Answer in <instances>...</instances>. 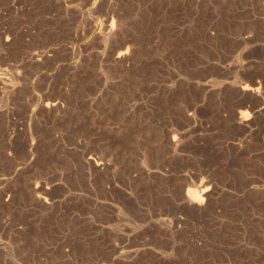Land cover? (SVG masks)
Returning <instances> with one entry per match:
<instances>
[{
    "label": "rangeland",
    "instance_id": "obj_1",
    "mask_svg": "<svg viewBox=\"0 0 264 264\" xmlns=\"http://www.w3.org/2000/svg\"><path fill=\"white\" fill-rule=\"evenodd\" d=\"M0 264H264V0H0Z\"/></svg>",
    "mask_w": 264,
    "mask_h": 264
},
{
    "label": "bare ground",
    "instance_id": "obj_2",
    "mask_svg": "<svg viewBox=\"0 0 264 264\" xmlns=\"http://www.w3.org/2000/svg\"><path fill=\"white\" fill-rule=\"evenodd\" d=\"M119 19V18H118ZM117 19V20H118ZM120 22V21H119ZM120 28V27H119ZM115 29L112 27V26H106V28L103 30L105 31V35L109 37V35H113L115 33L114 31ZM104 33V32H103ZM102 33V34H103ZM7 42V40H6ZM9 44V42H7ZM126 51H128L127 49H124L123 50H120L119 52H117L116 56H115V59L117 61H121L123 59V57L126 55H128L126 53ZM262 83V82H261ZM256 84V83H255ZM254 84V85H255ZM260 84V83H259ZM263 86V85H262ZM261 88V87H260ZM258 91H259V88L258 86L255 87V86H248L247 85H242L241 87L239 86V96L242 95V94H247L249 95L250 97H257L258 96ZM260 93V92H259ZM244 95V96H245ZM248 97V96H247ZM240 105V104H239ZM238 105V106H239ZM59 106V105H57ZM56 104H46L45 107L47 109H51L53 107H56ZM237 106V107H238ZM243 105H241L242 107ZM45 108V109H46ZM239 108V107H238ZM244 107H242L240 110H242ZM248 111V110H247ZM252 111V110H251ZM230 114V113H229ZM239 114V115H238ZM238 114V116H236L233 112L229 115L231 116L232 118V121L234 122L235 125H237V127H241V128H248L251 124H252V121H250V117L248 118L246 115H247V112L246 111H240ZM251 114V113H250ZM252 118V117H251ZM256 119V118H255ZM174 142L175 139H173ZM179 142V141H178ZM177 142V143H178ZM175 144V143H174ZM89 162H90V158L87 159ZM92 162V161H91ZM94 163V162H93ZM95 166L99 167V168H102L104 167L102 163H94ZM98 168V169H99ZM212 193V187L207 183V182H200L197 186H196V189L192 192H189L186 196H184L185 198H183L184 200V203L187 207L191 208V209H200L202 208L208 201V199L210 198V195Z\"/></svg>",
    "mask_w": 264,
    "mask_h": 264
}]
</instances>
